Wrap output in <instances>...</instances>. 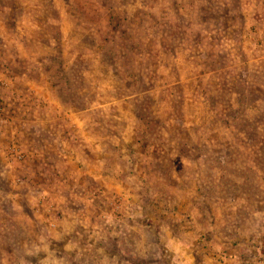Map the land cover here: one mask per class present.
<instances>
[{"label":"rangeland","instance_id":"obj_1","mask_svg":"<svg viewBox=\"0 0 264 264\" xmlns=\"http://www.w3.org/2000/svg\"><path fill=\"white\" fill-rule=\"evenodd\" d=\"M0 264H264V0H0Z\"/></svg>","mask_w":264,"mask_h":264}]
</instances>
